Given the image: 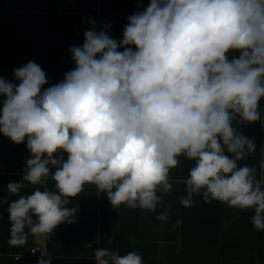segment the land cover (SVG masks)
Segmentation results:
<instances>
[{
  "label": "clouds",
  "instance_id": "clouds-1",
  "mask_svg": "<svg viewBox=\"0 0 264 264\" xmlns=\"http://www.w3.org/2000/svg\"><path fill=\"white\" fill-rule=\"evenodd\" d=\"M75 67L50 85L39 64L0 77V134L26 142L30 158L20 182L49 178L54 190L36 188L9 204L14 243L52 235L75 223L69 208L86 185L104 193L111 207L157 212L167 220L171 171L191 162L180 204L194 197L253 210L264 230V181L239 162L256 149L237 125L264 126V0H150L128 17L120 41L85 31L71 46ZM95 264H143L136 251L100 247ZM39 264H51L41 259Z\"/></svg>",
  "mask_w": 264,
  "mask_h": 264
},
{
  "label": "crops",
  "instance_id": "crops-1",
  "mask_svg": "<svg viewBox=\"0 0 264 264\" xmlns=\"http://www.w3.org/2000/svg\"><path fill=\"white\" fill-rule=\"evenodd\" d=\"M150 0H0V77L12 80L16 68L34 61L49 81L45 88L63 80L75 67L71 46H82L85 31L100 32L107 25L115 40L123 38L128 17L143 11ZM264 112V99L260 101ZM264 120V117H262ZM238 131L252 139L256 149L241 165L251 167L258 180L264 181V126L260 122L237 125ZM30 158L26 142L13 144L0 134V264H95L94 253L105 247L121 255L136 251L143 264H264V230L251 220L253 210H240L212 200L194 197L190 208L180 204L185 195L184 180L191 162L181 158L170 178L173 191L165 197L172 201L167 220L157 212L111 207L105 194L94 185L70 200L67 207L77 208L75 223H62L50 235H28L23 243H14L19 234L12 230L9 204L19 195L36 188L54 190L49 178L41 185L25 186L12 194L7 185L20 182ZM38 245L41 252L28 255ZM19 256V260L15 257Z\"/></svg>",
  "mask_w": 264,
  "mask_h": 264
},
{
  "label": "built area",
  "instance_id": "built-area-1",
  "mask_svg": "<svg viewBox=\"0 0 264 264\" xmlns=\"http://www.w3.org/2000/svg\"><path fill=\"white\" fill-rule=\"evenodd\" d=\"M41 252V247L40 246H38V245H34V246H32L30 249H29V251H28V255H30V256H34V255H37V254H39ZM19 256H16L15 257V260H19Z\"/></svg>",
  "mask_w": 264,
  "mask_h": 264
}]
</instances>
